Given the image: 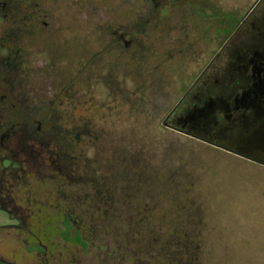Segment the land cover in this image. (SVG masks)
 Wrapping results in <instances>:
<instances>
[{"label":"rangeland","instance_id":"obj_1","mask_svg":"<svg viewBox=\"0 0 264 264\" xmlns=\"http://www.w3.org/2000/svg\"><path fill=\"white\" fill-rule=\"evenodd\" d=\"M0 1V54L14 65L30 46L38 65L0 57L3 264H264V136L169 125L189 60L178 31L156 40L174 58L151 74L102 55L112 29L153 18L151 0ZM215 1L242 15L256 0Z\"/></svg>","mask_w":264,"mask_h":264},{"label":"flooded vegetation","instance_id":"obj_2","mask_svg":"<svg viewBox=\"0 0 264 264\" xmlns=\"http://www.w3.org/2000/svg\"><path fill=\"white\" fill-rule=\"evenodd\" d=\"M151 1L152 11L156 9L151 16L153 18L143 20L140 27L133 32L121 28L109 32L113 43L109 38L108 43L101 46L104 59L115 60L116 56L121 58L123 64L126 62L124 70L127 76L129 70L134 69H145L147 74H151L162 65L165 66L166 61L174 58L170 47L158 44L156 40L161 38L163 33L168 32V36L170 30H176L178 34L170 41H175L173 47L179 53L186 52L185 56L189 60L180 66L181 75L179 74L177 79H181L179 81L184 84L183 95L170 110L168 119L176 120H170L169 125L196 134L189 129L190 124L205 128V122H209L220 131L246 133L253 129L256 134L261 133L264 136V0L253 1L251 7L242 15H239V10L235 11L237 9H230L225 13L221 9L215 10L218 6L215 0ZM177 7L191 11L171 12L172 21H166L163 16ZM158 9L162 12L159 13ZM209 9L211 12H208ZM7 16L9 12L6 3L0 1V18ZM208 46L212 48L206 56ZM28 47L24 51L26 59L19 56L22 50L17 49L14 52V56L19 59L14 65L7 63L10 59L7 56L0 54V57L10 68L16 70L23 60H26L29 64L26 69L32 73L38 65L32 67L27 61V56L33 52L30 46ZM6 49L8 53L11 51L9 46ZM90 50V61L85 70L89 62L96 60L94 48ZM165 51L171 58L165 55ZM67 66H71L73 73L71 83L77 82L81 76L79 68L74 63L63 68ZM129 77L141 78L142 75L136 73L135 76ZM144 77L148 78L146 74ZM6 78V74L1 70L0 89L4 92L0 96L1 100L10 96L9 86L5 85ZM7 132L9 131L2 134L1 141ZM4 158L5 169L10 164V158L2 156L1 163Z\"/></svg>","mask_w":264,"mask_h":264},{"label":"trees","instance_id":"obj_3","mask_svg":"<svg viewBox=\"0 0 264 264\" xmlns=\"http://www.w3.org/2000/svg\"><path fill=\"white\" fill-rule=\"evenodd\" d=\"M77 239H78V241L79 240H81V238H80V235L77 237ZM178 244H180L181 246H179V248H178V250H181V249H183V246H182V244H184V243H178ZM0 264H3L1 261H0Z\"/></svg>","mask_w":264,"mask_h":264}]
</instances>
